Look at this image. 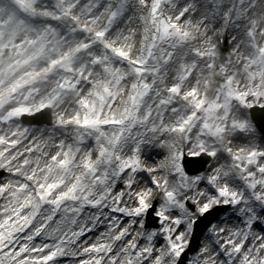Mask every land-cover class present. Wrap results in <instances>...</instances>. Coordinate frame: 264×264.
<instances>
[{
  "label": "clouds",
  "instance_id": "1",
  "mask_svg": "<svg viewBox=\"0 0 264 264\" xmlns=\"http://www.w3.org/2000/svg\"><path fill=\"white\" fill-rule=\"evenodd\" d=\"M0 264H264V0H0Z\"/></svg>",
  "mask_w": 264,
  "mask_h": 264
}]
</instances>
